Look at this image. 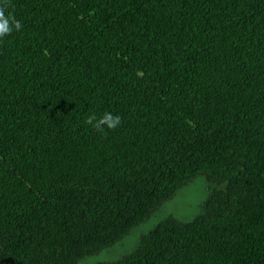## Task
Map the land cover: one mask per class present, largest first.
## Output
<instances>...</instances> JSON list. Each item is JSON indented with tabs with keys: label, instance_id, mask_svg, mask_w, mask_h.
I'll return each mask as SVG.
<instances>
[{
	"label": "trees",
	"instance_id": "obj_1",
	"mask_svg": "<svg viewBox=\"0 0 264 264\" xmlns=\"http://www.w3.org/2000/svg\"><path fill=\"white\" fill-rule=\"evenodd\" d=\"M0 264H76L213 189L113 264H264V0H11ZM111 111L101 135L83 123Z\"/></svg>",
	"mask_w": 264,
	"mask_h": 264
},
{
	"label": "rangeland",
	"instance_id": "obj_2",
	"mask_svg": "<svg viewBox=\"0 0 264 264\" xmlns=\"http://www.w3.org/2000/svg\"><path fill=\"white\" fill-rule=\"evenodd\" d=\"M202 176L178 190L176 195L163 203L148 220L136 226L117 244L105 248L98 254L86 257L76 264H113L119 262L137 247L141 237L147 235L161 222L170 219L178 223H190L203 214L213 189Z\"/></svg>",
	"mask_w": 264,
	"mask_h": 264
},
{
	"label": "clouds",
	"instance_id": "obj_3",
	"mask_svg": "<svg viewBox=\"0 0 264 264\" xmlns=\"http://www.w3.org/2000/svg\"><path fill=\"white\" fill-rule=\"evenodd\" d=\"M10 9L11 0H0V42L23 29L21 21ZM121 122V117L111 111L89 114L83 121L85 125L90 126L101 135L116 130L121 126Z\"/></svg>",
	"mask_w": 264,
	"mask_h": 264
}]
</instances>
